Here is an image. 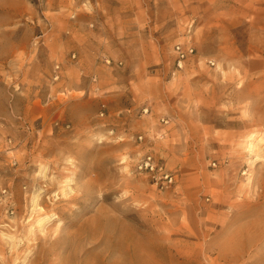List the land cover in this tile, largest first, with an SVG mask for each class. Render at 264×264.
<instances>
[{
	"label": "rangeland",
	"instance_id": "1",
	"mask_svg": "<svg viewBox=\"0 0 264 264\" xmlns=\"http://www.w3.org/2000/svg\"><path fill=\"white\" fill-rule=\"evenodd\" d=\"M0 264H264V0H0Z\"/></svg>",
	"mask_w": 264,
	"mask_h": 264
},
{
	"label": "built area",
	"instance_id": "2",
	"mask_svg": "<svg viewBox=\"0 0 264 264\" xmlns=\"http://www.w3.org/2000/svg\"><path fill=\"white\" fill-rule=\"evenodd\" d=\"M175 52L177 56V64L181 68L182 62L188 53H192V48L184 49L180 45L175 46ZM147 112V109L144 110ZM142 137L139 136V139ZM136 168L139 172L148 173L151 175L155 182H160L161 186L169 187L173 184V176L165 171L161 165H159L152 155H146L136 164Z\"/></svg>",
	"mask_w": 264,
	"mask_h": 264
},
{
	"label": "bare ground",
	"instance_id": "3",
	"mask_svg": "<svg viewBox=\"0 0 264 264\" xmlns=\"http://www.w3.org/2000/svg\"><path fill=\"white\" fill-rule=\"evenodd\" d=\"M249 143H250V142H249ZM252 146H253V144L250 145V147H252Z\"/></svg>",
	"mask_w": 264,
	"mask_h": 264
}]
</instances>
